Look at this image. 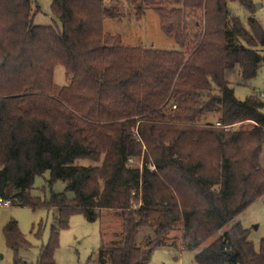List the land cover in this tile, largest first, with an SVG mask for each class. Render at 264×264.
<instances>
[{"label": "trees", "instance_id": "16d2710c", "mask_svg": "<svg viewBox=\"0 0 264 264\" xmlns=\"http://www.w3.org/2000/svg\"><path fill=\"white\" fill-rule=\"evenodd\" d=\"M111 3L52 0L59 28L34 23V0H0V200L57 212L37 264H56L59 232L72 216L94 222L102 211L114 212L121 228L97 264H150L156 249L179 245L199 250L197 264H264V240L256 250L240 224L206 245L264 197V102L237 100L225 80L227 69L239 66L248 80L264 65L255 3L132 0L138 17L157 13L176 43L171 51L126 47L106 33L105 21L121 18ZM58 67L66 86L54 83ZM246 122L250 131L217 126ZM142 158V168L131 164ZM46 173L50 187L66 186L49 200L31 194ZM177 224L181 237L170 244ZM141 229L149 235L138 241ZM4 235L13 251L28 247L15 222Z\"/></svg>", "mask_w": 264, "mask_h": 264}, {"label": "rangeland", "instance_id": "374dc122", "mask_svg": "<svg viewBox=\"0 0 264 264\" xmlns=\"http://www.w3.org/2000/svg\"><path fill=\"white\" fill-rule=\"evenodd\" d=\"M41 8L34 23L39 26H57L61 28L60 22L52 13V0H34ZM121 12L120 19H107L104 23L105 32L110 35H119L126 47H139L143 49H156L171 51L177 48L173 39L167 38L161 31L160 20L153 9L146 10L143 16L138 17L132 6V0H117ZM142 1V0H139ZM160 1V0H158ZM166 1V0H165ZM105 6L111 7L112 0H104ZM255 6H261L256 10L255 18L264 29V0H253ZM165 9L173 8L171 5ZM229 9L234 15L241 17L247 25L245 11L236 3H230ZM245 19V20H244ZM259 53L264 56V47L258 48ZM225 80L234 90L237 100L245 101L256 95L264 102V65L260 68L257 76L245 80L240 75L239 66L225 71ZM54 83L58 87L67 85L65 71L58 67L54 72ZM253 123L246 122L232 126L230 132L250 131ZM145 150V149H144ZM142 159H133L131 164L142 168ZM77 165L95 166L98 164L88 160H79ZM260 168L264 170V144L259 161ZM150 170L155 171L153 164H149ZM50 173L43 177H37L31 194L43 200H49L52 194L65 192L66 186L58 181L52 187L49 186ZM72 198V194H68ZM101 218L94 222L88 221L83 215L72 216L69 228L59 232V247L55 253L56 264H97L98 252L104 244H109L114 235L120 232L121 219L112 211H102ZM57 212L47 208L32 209L21 207L13 200V206L0 208V264H37L42 247L49 244L52 227L55 223ZM15 222L18 230L27 242V248L18 251L11 250L6 243L4 229ZM240 224L249 232V240L259 249L260 242L264 240V197L249 206L232 223H230L217 236L213 237L206 245L221 236L224 231ZM180 225L170 233V244H175L180 239ZM148 230L141 229L138 241L147 238ZM199 250L194 252L180 251V245L171 249L158 248L154 251L150 264H197L196 256Z\"/></svg>", "mask_w": 264, "mask_h": 264}, {"label": "built area", "instance_id": "2783aa9c", "mask_svg": "<svg viewBox=\"0 0 264 264\" xmlns=\"http://www.w3.org/2000/svg\"><path fill=\"white\" fill-rule=\"evenodd\" d=\"M218 127L224 128L225 130H229V127H222L220 124H217ZM13 206V201L10 199L7 200H0V208H8Z\"/></svg>", "mask_w": 264, "mask_h": 264}, {"label": "water", "instance_id": "95a60500", "mask_svg": "<svg viewBox=\"0 0 264 264\" xmlns=\"http://www.w3.org/2000/svg\"><path fill=\"white\" fill-rule=\"evenodd\" d=\"M260 7H261V6L257 5V6H256V9H259Z\"/></svg>", "mask_w": 264, "mask_h": 264}]
</instances>
